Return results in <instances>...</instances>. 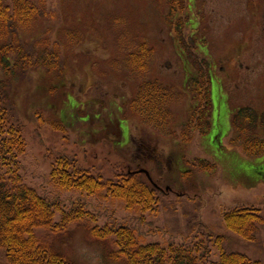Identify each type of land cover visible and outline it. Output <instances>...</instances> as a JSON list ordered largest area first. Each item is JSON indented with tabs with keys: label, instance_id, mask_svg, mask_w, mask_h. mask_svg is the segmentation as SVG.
<instances>
[{
	"label": "rangeland",
	"instance_id": "rangeland-1",
	"mask_svg": "<svg viewBox=\"0 0 264 264\" xmlns=\"http://www.w3.org/2000/svg\"><path fill=\"white\" fill-rule=\"evenodd\" d=\"M46 1L55 19L36 25L27 36L34 39L49 31L43 40L61 51L63 78L47 79L38 71L14 82L11 97L23 127L19 174L24 184L57 199L64 211L74 202L88 213L69 225L61 243L50 235L56 250L75 264H120L108 260V249L87 231L121 224L141 233L142 243L164 248L193 246L199 232L211 233L224 238V250L264 264V226L255 242L248 243L223 222L225 213L238 209L258 210L264 218V155L250 158L239 145L229 144L234 111L242 107L264 115V0H186L187 12L180 15L182 37L188 44L195 41L200 54L210 58L212 107L208 134L193 133L185 152L168 139L151 136L127 106L142 81L158 80L185 93L172 111L178 121L187 120L192 95L185 87L186 72L175 49V31L167 23L165 0ZM172 18L178 21L179 15ZM143 38L154 55L148 72L140 75L127 68L126 59ZM50 123L59 125L58 131ZM256 133L264 135V127ZM58 156L74 158L81 169L105 181H115L122 169L146 171L154 179L161 172L159 185L167 195L154 212L128 213L117 200L60 192L49 182ZM197 159L216 169L203 174L192 169L183 181L186 165L193 167ZM193 179L197 190L191 187ZM183 182L190 189L183 190ZM209 247L214 261L216 250ZM0 264H7L1 251Z\"/></svg>",
	"mask_w": 264,
	"mask_h": 264
},
{
	"label": "trees",
	"instance_id": "trees-1",
	"mask_svg": "<svg viewBox=\"0 0 264 264\" xmlns=\"http://www.w3.org/2000/svg\"><path fill=\"white\" fill-rule=\"evenodd\" d=\"M165 2L170 9L167 23L175 31V49L186 72L185 87L192 95V105L186 112L187 120L178 121L172 111V106L180 102L182 96L186 97L185 93H177L171 85L158 80L142 81L127 106L151 136L168 139L176 147L180 145L179 149L183 147L185 152L193 133L205 137L211 127V61L200 54L195 41L193 45L188 44L182 37L184 21L180 15L187 12V1ZM173 15H179L178 21H172ZM55 16L53 10L47 9L46 0H10V4L0 0V251L7 264H75L58 252L49 239L54 235L56 241L61 243L67 236L69 225L88 214L80 205L74 206V202L71 210H62L57 199L38 195L24 184L19 174V158L24 153L25 142L11 92L14 82H22L38 71H42L47 79L63 78L65 63L61 51L57 49L56 43L47 45L43 40L49 31L41 32L34 39L27 36L36 25L52 21ZM153 55L154 49L143 38L137 49L128 54L127 68L144 75L148 72ZM230 119L234 137L229 140V144L239 145L247 157L263 156L264 135L258 136L256 128L264 127V115L258 116L241 107L231 114ZM50 125L58 131L59 125ZM221 148L226 149L223 145ZM194 161L193 167L186 165L188 171L182 173L183 181L188 179L186 175L192 173V169L202 174L216 169L214 164L205 159ZM158 169H161L160 166ZM122 171L115 175V181H105L101 176H92L86 169H81L74 158L58 156L51 167L49 182L60 192L86 194L104 201L108 199L110 203L117 200L128 213L154 212L160 199L167 195L159 185L162 173L159 172L156 179L151 175L149 178L145 176L146 180L143 181L141 176L144 173L140 170ZM195 182L193 179L191 187L197 190L198 182ZM188 186L190 184L183 182L182 189H190ZM56 215L59 218L57 222ZM223 222L229 232L248 243L255 242L259 229L264 226V218L255 209L225 213ZM87 232L93 241L108 249L107 259L113 263L261 264L245 255L224 250L221 245L224 238L211 233L199 232L193 246L170 245L164 248L156 243H142L141 233L128 225L106 224L102 228H90ZM209 245L217 253L214 261L209 259Z\"/></svg>",
	"mask_w": 264,
	"mask_h": 264
},
{
	"label": "water",
	"instance_id": "water-1",
	"mask_svg": "<svg viewBox=\"0 0 264 264\" xmlns=\"http://www.w3.org/2000/svg\"><path fill=\"white\" fill-rule=\"evenodd\" d=\"M143 173L149 178V174L146 171H143Z\"/></svg>",
	"mask_w": 264,
	"mask_h": 264
}]
</instances>
